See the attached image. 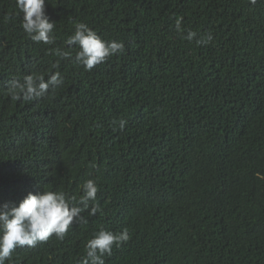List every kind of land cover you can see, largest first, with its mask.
<instances>
[{"label": "trees", "instance_id": "1", "mask_svg": "<svg viewBox=\"0 0 264 264\" xmlns=\"http://www.w3.org/2000/svg\"><path fill=\"white\" fill-rule=\"evenodd\" d=\"M45 11L54 44L33 42L16 0H0V204L43 189L78 198L93 179L89 210L101 211L63 240L17 247L10 264H80L94 233L125 228L105 264H264V0H46ZM177 17L213 41L183 39ZM78 22L124 51L86 71L65 44ZM56 71L63 84L45 98L7 94L14 78Z\"/></svg>", "mask_w": 264, "mask_h": 264}, {"label": "clouds", "instance_id": "2", "mask_svg": "<svg viewBox=\"0 0 264 264\" xmlns=\"http://www.w3.org/2000/svg\"><path fill=\"white\" fill-rule=\"evenodd\" d=\"M45 3L46 0H16V7L23 14L21 27L33 42L54 44L55 37L52 34L56 23L50 22L46 15ZM251 3L254 5L257 0H251ZM11 19L10 15L4 17L6 22ZM182 25L183 17H177L175 30L190 43L194 41L197 46H206L214 39L210 32L198 33L185 29ZM65 44L68 47L78 46L75 62L86 71H91L125 49L123 42L105 40L83 22L75 24V31ZM50 51L61 59L72 58L70 50L54 48ZM53 67L58 68L59 61ZM62 84L61 73L56 71L47 80L42 75H27L23 82L14 78L9 82L6 91L13 101L31 102L47 97L50 88L54 90ZM111 125L114 130L118 128L123 131L127 121L114 119ZM98 190L97 182L88 179L81 186V195L78 198L62 190L43 189L35 194L29 192L18 204H0V264H10L17 247L35 248L38 243L46 242L52 236L63 240L74 222L87 223L82 213L88 211L90 216H95L101 211L97 203H93L89 210V203L96 201ZM129 239L127 228L121 232L101 229L87 241L86 255L80 264H105L104 257L111 256L113 247H119Z\"/></svg>", "mask_w": 264, "mask_h": 264}]
</instances>
